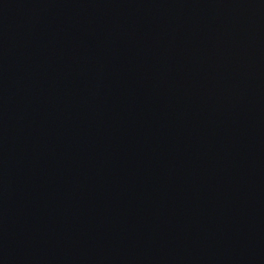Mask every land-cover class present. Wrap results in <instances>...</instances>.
I'll use <instances>...</instances> for the list:
<instances>
[{"label":"water","instance_id":"water-1","mask_svg":"<svg viewBox=\"0 0 264 264\" xmlns=\"http://www.w3.org/2000/svg\"><path fill=\"white\" fill-rule=\"evenodd\" d=\"M0 264H264V0H0Z\"/></svg>","mask_w":264,"mask_h":264}]
</instances>
